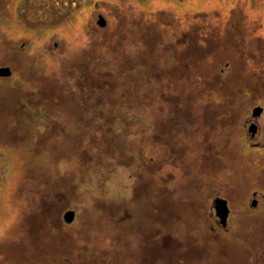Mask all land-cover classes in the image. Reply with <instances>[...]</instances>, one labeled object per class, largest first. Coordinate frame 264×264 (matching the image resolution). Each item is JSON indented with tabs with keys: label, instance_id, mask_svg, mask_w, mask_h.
Instances as JSON below:
<instances>
[{
	"label": "rangeland",
	"instance_id": "1",
	"mask_svg": "<svg viewBox=\"0 0 264 264\" xmlns=\"http://www.w3.org/2000/svg\"><path fill=\"white\" fill-rule=\"evenodd\" d=\"M122 1L126 4L124 0ZM64 3L65 2H63V0H0V65L9 64L13 73H22L25 71L28 75H22V78L25 81L28 83L31 82L33 84H39L37 90L35 91L37 94L39 93L42 98L34 99L35 96H31L33 99L26 98L25 100L29 101L26 104H32L33 107L46 105L49 106L47 111H55L52 113L43 112L39 114L40 116L44 115L47 118L52 114L60 113V110L62 109L71 113L74 112V107L70 106V104L66 102L67 98L61 99V101L56 103L53 101V99L47 100L49 97L46 98L45 96H54L58 93L61 94L66 92H68L67 96H71V94L74 95V93H72V86L77 84V86L81 88L79 90L83 96L86 94H91V97H89V110H92V112L82 113L79 117L80 123L83 125H88L91 123L94 126L95 123H97L99 126L95 127V129H98L100 128V125L107 124L96 119L98 113H100L102 110L105 111L110 107L106 104H102V101L105 100L106 103V101L110 100L112 102V99H109V97L105 96L106 94L103 95V99H101V90H92V85L94 87L95 83H99V81H96V79H91V81L88 80V82L82 77L79 78L81 75L79 72L76 73V71L81 70L80 60L76 58L69 60V62L68 60H49L48 57H50V55H47L46 53V48L48 49V47L45 48L43 46L45 39H38L36 36L38 31H42V26L44 25H55L54 27H50L47 30V33L50 36L48 37L47 35V37L51 39L52 43H60V37L65 36L68 39L70 36L67 33H72L74 39L79 42L78 44L86 45V43L89 41L87 42L85 39L88 37L91 39L90 36L95 37L96 35H99V51L102 50V52H105L109 49V44L111 43L110 26L115 25V20H118V17L124 13L120 12V8L117 9L115 7V5L119 7L121 2L118 3L117 0H100V11L106 18L108 25L106 24L105 26H101L96 21V23H92L90 26L91 21L88 20L87 22H82L84 30H81V28L79 29V21L83 20L84 16H81L82 19L79 18L78 21L77 16L73 17V14L70 13L71 5H65ZM127 3L131 9L129 10L127 18L124 19V22L118 29H116L115 33L119 32L120 29L123 32L127 29L129 30V34H133L132 32L135 33V30L133 28L130 30V27L128 26L132 25L136 18L150 20L152 17H154L153 20L151 19L150 23H145L140 26L142 33L139 35V37H147L149 39H154L153 36H148L153 35V30H161L158 26H156V22L157 18L159 19L163 15L168 16L178 13H183L185 15L181 20L182 23L179 24L180 27L177 26L179 28L178 32L180 34L183 32V29L185 30V28H187V31L191 30V21L193 19L192 14H201L203 18L200 21L205 25L201 23L200 27H198L197 33L202 35L200 37V41L203 40L201 42L205 46L203 47V51H197L200 55V59L198 58V60L195 58V51L187 50L181 52L180 50H177V54H181V60H188L190 62L188 66L189 70L192 71L188 76L187 73L185 74L184 65H179L182 69L181 73H179L181 69L174 72L177 65H172L171 71L174 74L171 76V78H176L177 80L180 78L183 79V82H187L189 87L186 89L194 90V79L199 77L198 79L206 78L208 81H212L213 77L216 78L215 75L216 72H218V77H220L219 79H222L223 82H227L230 88H232L234 85H236L234 87L240 86L237 88L239 97H237L238 99L236 100V103H234V107H217L210 105V107H205V109L211 108L208 111V117L207 115L204 116L203 111L200 109V105L198 106V99L193 100V103L190 105H185L183 109L182 106L177 105V103L176 106H171L172 102H176L178 99L177 89L172 86L164 88V96L159 95V97H157L160 102L162 100L161 104H163V102L164 104L162 106L161 104L160 106H157L156 111L160 113L162 112L164 117L165 112H169L171 109H174L173 111L181 110V112L184 114V118L187 121L192 122L193 118L196 117L200 121V125L211 123L210 132L207 131V133H211V135L208 134L211 139H218L221 142L222 139H226V134L229 133L233 136L232 139L229 136L228 142L224 140L226 146H228L227 150L230 153V157H227L222 165H218L222 169L218 167H212V169H209L207 160L205 158V150L199 151L198 153L200 155L202 154L200 158L201 160H199L201 169L190 167L193 165L191 163L189 164V162L185 163V160L184 165L188 166L189 169L185 168L184 172H179L176 174V177L172 179L173 184L171 183L170 187L161 188V195H163V198H166L164 197L165 192L172 197L174 196V198L177 199L178 202L180 201L182 203L181 205L183 206L184 200L189 197V193L192 192L195 187L198 189H206L205 191L207 192L203 191V195L200 197V200L202 199V201L211 200L210 197L215 192H220L221 195L235 192V195H239L241 191H245L250 188H255L256 190L259 189L262 191V194H264V145L262 147L253 146V144L258 141H260V143L262 142L260 138H262L264 141V135L260 136V132H258L257 136L249 139V137H247L249 136V132L245 126V120L248 118L252 119V114L250 112L246 113L249 109H252V106L259 104L264 108V0H127ZM144 11L146 15L142 16ZM113 12L114 14L119 15L116 19L114 18L115 20H113ZM205 15H207V17H205ZM94 18L96 19V14L94 15ZM19 20L21 22H19ZM22 24L34 26L35 31L24 28ZM191 35L194 37L196 33L192 32L189 35V38H187L188 42H193V40H191L193 39ZM44 36L46 37V35ZM83 41L86 42L83 44ZM22 42H26V44H28L27 42H30L28 45L29 49L36 52L37 54H40V60H26V62L25 60H15L19 59L22 55H28L30 53L27 46L22 47ZM165 43H163V45ZM156 45H159V47L155 53L157 52V54H163L165 51V53L167 52V55L168 53L171 55L172 59L170 60H176L175 52L167 50L166 47L161 44ZM144 47L147 48L148 46L144 45ZM52 48L54 49L53 45ZM87 50L88 49L84 47V51L86 52ZM147 51L148 50H144L145 54ZM56 52H59V50H56ZM140 52L142 53L143 50L140 49ZM82 55L84 54H81L80 51L76 57L81 58ZM62 56L65 57V54ZM110 56H112L111 52ZM52 57L56 58L55 56ZM105 60L108 61V57L105 58ZM191 63H193L194 66ZM143 65L144 63H142L141 60L138 62V64L133 60H131L129 63V66L141 68V71L142 68H145ZM118 67L119 66H117L115 70H117ZM44 73H46V77H44ZM38 75L43 76L44 80L41 79V82L40 80L37 81L36 76ZM122 76L126 77L127 73L123 71ZM15 77L16 74L6 78L7 80L12 81V79ZM142 77L144 78V73L142 74ZM251 77H253L255 81H251ZM45 79L49 81L50 86H52V83H54L55 85L58 84V87L62 86V89H57L54 85L53 87H49L47 82L45 84ZM10 81L9 83L6 82L5 84L7 87L9 86L12 88ZM41 83H43V86L41 85L40 88ZM146 84L147 82L145 81V86H147ZM28 87L29 86L25 85L26 91H28ZM242 88L243 90H241ZM29 92H33V89H30ZM81 94H78V99L80 98ZM151 94L154 95L155 92H152ZM0 97L3 100L2 107L0 108V118L6 117L3 123H0V264H30L27 263L28 261L31 263L33 262L34 264H84V260L80 255L79 249H75V246L71 248L69 247L67 250H65L66 253L62 255V258L58 256L61 248H58V245L60 246V239L56 238V230L55 232L49 230L53 232L51 236L56 238V241L52 242L51 245L48 244V236H50V234L47 233L48 238L45 234H43L45 231L43 228L45 226L42 221H40V215L36 210L37 206L41 203L39 200H42L45 195L43 190L48 191V189H46V184L43 183L44 178H42V175L46 173V170L48 172H51L52 170L58 172L57 174L51 172L53 175L52 178L50 177L51 179L49 178L52 183L57 181L56 178H58V181L56 182L57 189L56 186H51V192H49L46 197L61 193V201L63 202L64 206L67 205V207L61 213L62 218L66 210L74 208L77 212L75 217L76 219L74 220L75 222L73 221L74 223L72 222L73 224H70H72L73 227H77L78 231H80L81 224L84 225L85 223L88 226H92L90 228V233L88 234L89 236L85 239L86 249L90 247L86 250L87 255H89V252L95 251L96 249L100 250L104 248L108 242L110 243L111 240H109V236L111 234H115L116 232L111 231L109 236H107V234L112 229V227H114V224L118 225L117 220L113 219L112 222V216L113 218L117 217V213V218H120V220L125 218L120 216L121 213H118V211L116 212L114 210L113 212L110 211L111 216L105 217L104 219L96 222V218L99 216L97 213L98 209L96 207L99 206L103 208V206L107 204L108 207H110V209L112 208L113 210L115 207V201L129 203L132 192L130 191V187L122 186L121 189H115V185L113 183L107 185L106 187H101L100 185L98 186L94 176L88 180L86 177H89V175L86 176V171H84L81 183L79 182L80 184L78 187L74 189L72 182L76 181L77 179V174L74 172L77 170L80 171L79 166L82 162H92L97 152L95 151L94 153L91 151L87 142L85 144L81 142V148L83 150L82 153H80V157L79 155L78 158L77 155L73 158L70 157V160L67 162L69 166L65 169H62L61 167L64 168L67 159H64V157L60 160V166L58 167L57 164L54 163L53 168L46 163L48 162L49 156H47L45 152H40L39 155L36 152H33V149H36L34 146L37 143L36 138L39 137L33 136L34 133H36L35 129L29 128V130H27L28 124L22 128L19 123L10 118L12 117V114L13 117L15 114L13 113L12 107H10L11 102H15V105L20 104L21 102L18 100L16 91L10 92L3 86V88L0 89ZM85 98H87V96ZM186 98L188 97H183L182 101L187 100ZM215 98L216 99H214V102L223 103L219 97ZM207 99H209L207 98V95H204L201 102H207ZM31 100L32 103H30ZM165 102H170L171 104L166 105ZM6 107L9 108L8 111H6ZM124 108L127 110H124ZM148 108L149 106L145 107L142 105H137L136 107L121 105V107H110V111H112V113L115 112L114 114L117 116L116 118L121 120L118 122L119 124H126L124 119V115H126V117L130 120V124H127L128 127L133 125L136 127L135 130L140 133L142 131V127L144 128L147 126L146 122L141 119L143 118L141 117L143 113L140 112V110L145 111ZM232 109L236 110V112ZM93 110L99 111L94 112ZM228 111L231 112L229 116L227 115ZM20 112L24 115L27 114L30 118V122L34 123L36 121V118L32 115L33 113H25L23 111ZM2 115H4V117ZM138 119H141V121ZM230 119L236 124L234 125L233 123L231 127H228L227 125L225 129L222 130V134L217 135V131H219L217 127L219 129L223 127L221 126L223 120L225 122L229 121L232 124ZM115 123L116 121L112 120V124ZM156 126V128L160 131H163L165 127H168L164 121L156 123ZM212 127L217 129L214 134L212 132ZM129 128L131 129V127ZM55 130L61 132L63 129L55 125L54 132H56ZM148 130L153 131L151 127ZM199 131L200 130H198V135ZM196 132L197 131H193L191 127L187 128L186 132L184 131L185 137L191 138L192 141H194L193 139L195 138L197 142L205 143L206 139H204V137L199 139L197 137L198 135L195 136ZM40 134L42 133L40 132ZM172 135L175 136L176 134L172 133ZM159 137L160 136H158V139ZM70 140L75 142V136H70ZM159 142L162 144L160 139ZM174 145V148L177 149L178 144L175 143ZM193 146H195V144H192L191 154H194V150H196ZM209 146H213L212 142ZM73 147L74 143L70 142L65 145L64 151L61 153L72 155L71 148ZM135 149H137V147L134 143V151ZM178 150H180V148H178ZM196 151H198V149ZM231 153L233 154V157H231ZM134 154L136 155L137 153ZM208 154H210L209 157L213 159V151H209ZM178 156H185L187 158L191 157L190 154H183L180 151L178 152ZM23 158L26 159L27 162H24ZM104 158L106 164H108L107 168H111L112 164L115 162L118 165V158H114L113 163L110 157L104 156ZM40 164L43 165L39 170L40 176L37 177L38 172L35 174V171ZM224 167H226L225 172L227 174L223 172ZM181 168L182 167L179 169L181 170ZM193 174L195 175L193 176ZM220 174L223 175L222 178L219 177ZM177 177L179 179H177ZM213 177L220 181L219 184L215 183L208 186L209 183L207 179L212 180ZM223 178L225 180L224 182H226L225 185L222 183ZM53 185L55 184L53 183ZM150 187L152 188L153 186L151 185ZM76 193L80 195L77 196L75 195ZM248 195L250 194L248 193L247 196ZM143 197L144 199H147V203L150 204L154 195L144 194V196L142 195V198ZM192 198L193 200L195 199V194L192 196ZM164 199L163 201H165ZM65 200L67 202H64ZM69 205L72 206L68 207ZM148 206L152 207L153 205ZM237 209H239V207H237ZM150 211L151 213L158 214L156 210L154 211L151 209ZM47 215L48 218H50V214ZM139 215L141 216L142 214ZM45 218L46 217H43V219ZM263 218L264 216L262 217L261 225L257 228L256 233L259 235L258 237L260 240L264 243ZM241 219L242 218L240 215L235 214L233 222L231 223L232 227H236V229L239 228L238 231H240L242 224L240 223ZM182 221L183 219L181 218L179 222ZM185 222L194 226L190 220H185ZM256 222L257 221H253L252 224L254 225ZM99 223H105L103 225L104 233L101 231L102 225ZM175 224V228L167 227V230H164L166 232H170L171 229L174 230L172 232L175 237L168 239V243L163 244L160 242V245H158L159 243L156 239V236H145L143 263L142 261H139L137 264H238L235 261L230 260V257L224 254L232 253L229 248H220L222 251H210V247H208L207 243L202 239H198L197 237H194L192 240H187L188 238L186 237V241H184L185 235H182L183 233H181L182 231L180 230L177 221ZM187 224L186 226H188ZM125 225L120 223L118 226L125 227ZM36 227L41 228L38 230V233L34 232ZM198 227H200V224H198ZM202 227L207 226L203 225ZM202 230L205 231L204 229ZM184 231H186V229ZM79 237L81 236L78 234L73 238L78 239ZM129 237H131L130 240L132 241L133 246H130L126 240L113 242L112 245L114 252L111 251V255L112 257L114 256L115 259L106 258L103 261V264H127L125 261L126 258L117 254L134 246L140 249L139 242H141V237L136 232L130 233ZM175 239H177V244L174 241ZM82 240L83 239H78L77 243L80 242L79 244H82ZM94 242H97L95 247L90 245ZM230 244L231 243L228 242V245ZM39 247L42 249V252L44 251V256L42 255L43 258L38 256ZM47 247H49L48 250ZM161 247L163 249L162 251H160ZM118 248H120V251ZM66 254L70 255L66 256ZM240 254V259H244V256L247 255L244 252ZM128 256V264H134L135 261L132 260L135 258V255H133V252H130ZM62 259H64V262L61 261ZM94 260L95 262H98V252H95L93 255V261Z\"/></svg>",
	"mask_w": 264,
	"mask_h": 264
},
{
	"label": "trees",
	"instance_id": "2",
	"mask_svg": "<svg viewBox=\"0 0 264 264\" xmlns=\"http://www.w3.org/2000/svg\"><path fill=\"white\" fill-rule=\"evenodd\" d=\"M118 3H120V6L115 7L117 9H121V13H124L123 15H118V14H113V20H115L118 17V20H115V27L110 29L111 35H110V40L111 43L109 44V49L106 50L105 52H102L100 50L97 54V59L96 60H80V65H81V70L76 71V73L79 72L81 75L79 78H83L85 80L91 81V79H96V81H99V83H95L94 87L92 85V90L93 91H98L101 90V99H103V95L109 97V99H112V102L102 101V104H106L110 107L115 108L116 107H121V105H129L130 107H136L137 105H142V106H149L147 110H140V112L143 113L141 117L142 120H144L147 124L144 128L142 127V131L138 133L135 129V126H129L131 129L128 127L127 124H130V120L124 115L125 123L126 124H119L121 120L117 119L116 115L110 111V107L107 110H102L100 113H98L96 119L101 122H105L107 124H102L100 125V128L95 129V127L99 126L97 123H95V126L93 124H88V125H83L80 123L79 117L81 116L82 113H91L92 110L90 109L89 105V97H91V94H86L82 95L81 91L79 89V86L77 84H74L72 87V93L71 96H67L68 92L66 93H61V94H56L54 96H45L46 98L49 97L47 100H52L54 102H58L61 99L67 98V101L70 106L74 107V112H68L64 109L60 110V113L57 114H52L48 118L45 117L44 115L36 116V121L34 124H40V123H45V126L37 129L36 131L38 133H34V137L39 136L36 138L37 143L34 145L36 149H33V152H36L38 155L40 152H45L48 158L47 164L52 166L54 168V163L57 164V166H60V160L62 158L66 159V163L64 165V168L61 167L62 169L67 168L69 165L67 162L70 160V157H75L78 155L80 157V153H82V144H85L86 142L88 143L89 148L91 151L96 153L95 158H93L92 162L84 161L80 164V171H75L74 173L77 174V179L76 181H73V187L74 189L78 187V185L81 183V180L83 178V172L86 171V176L89 175V177H86L88 180L93 176L96 182L98 183V186L100 185L101 187H106L107 185L114 184L115 189H121L122 186H129L131 192V197L129 203L125 202H114V208L110 209L107 204L103 206V208L97 206L96 208L98 209V218H96V222L104 219L105 217L111 216L110 211L113 212L114 210L118 213H121L120 216H122L124 219L120 220L118 217V214L116 213L117 217L113 218L112 216V222L113 219L118 221V225L121 224H127L124 226H118L114 224V227L109 231L107 236L111 234V231L116 232L115 234H111L109 237L110 243L108 242L107 245H105L104 248L100 250H95L92 252H89V255H87V248L86 249V237H88L90 233V228L92 226H88L84 223L81 224L80 231H78L77 227H73V222L72 224L67 223L64 221V218H62V211L67 207L64 206L63 202L61 201V193L56 194V195H50L49 197H46V195L51 192V186H56V182L58 181V178H56L57 181H54L53 183L50 181L52 178V173L57 174L58 172L52 170L51 172H48L46 170V173L42 175L43 183L46 184L48 191L43 190L45 193L44 197L42 200H39L41 203L37 206V213L40 215V221L44 224V233L47 237V233L50 234L47 238L49 239L48 244L51 245L52 242L56 241L57 239H60L58 248H61L59 257L62 258V255H64L69 247H74L75 249L78 248L80 255L82 259L84 260V264H103V261L106 258H114L112 257L111 251L114 252L113 250V242L116 241H124L126 240L130 246H133L132 241L130 240L131 237H129L130 233L136 232L139 234L141 237V242H139V247H131L130 249L126 251L119 252L117 255H121L124 258H126L127 264L129 263V256L128 254L130 252H133V255H135V258H133L132 261H135L134 264H137L139 261H142L143 263V249L145 248V236L148 235H153L156 236V239L158 241V245H160V242L168 243V239L174 238L175 235H173L174 230H170V232H166L164 230H167V227L170 228H175L176 224H171L168 220V214L173 217L174 222L182 226V222H179V220L182 218L181 211L182 209L179 206L180 201L178 202L177 199L172 197L169 194H166L164 192V198H161V188L162 187H170L171 183L173 184V180L176 177V174H178L180 171L179 167H183L182 172H184L185 168L189 169L188 166L184 165V161L186 159L191 160L195 164L196 169H201L199 165V160H201V155L198 153L199 151L205 150V158L207 160V165L209 169H212V167H219L218 165H222L223 162L227 159V157H230V153L227 150L228 146H226L225 141H229V136L232 139V135L229 133L226 134V139H222L220 142L218 139H211L208 134L211 135L210 129H211V123L209 124H204L200 125V121L194 117L192 122L187 121L184 118V114L178 110L173 111L174 109H171L169 112H165V117L162 114V112L156 111L157 106H160L162 103L157 99L159 95L164 96L163 92H165L164 88L166 87H174L177 89L178 93V99L176 102H172L171 106H176L181 105L182 109L184 108L185 105L187 104H192L193 100L198 99L200 105V109L203 111L204 116L207 115L208 117V111L209 109H205V107H210L211 106H217V107H223V106H231L234 107V103H236V100L238 99L237 97L239 92L238 89L239 87H234L230 88L228 86L227 82H223L222 79H219V73L216 72V75L213 80L208 81V79H194L195 85H194V90L192 89H186L189 88L187 82L184 83L183 79H176V78H171V76L174 74L171 71V66L172 65H177L175 67L174 72L179 71L181 69V66L184 65V71L185 74L187 73L188 76L191 74L190 72L192 70H189L188 64L190 63L188 60H181V54H177V50L182 51H187V50H192L195 51V58H199V53L197 52L198 50L203 51V47L205 46L201 41L198 31V27H200L203 16L201 14H192V24H191V30L187 31V28L185 30L183 29V32L179 34L178 32V27H180L179 24L182 23L183 16H185L183 13L181 14H175V15H163L161 18H157L156 26H158L161 30H153V35H148V36H153L154 39H149L147 37H139V35L142 33L140 26L143 24H148L151 22V19L153 20L154 17H152L150 20L146 19H140L136 18L135 21L132 23V25L128 26L130 27V30L133 28L135 30V33L132 32L133 34H129V30H125L124 32L120 31L116 32V29H118L121 24L124 22V19L127 18V15L129 13V10L131 9L128 4H125L122 0H117ZM130 7V8H129ZM146 7V6H144ZM126 8V10H125ZM112 11V10H111ZM124 11V12H123ZM146 15L145 11L143 12L142 16ZM207 17V15H205ZM115 18V19H114ZM187 25V24H185ZM205 25V24H204ZM117 26V28H116ZM178 26V27H177ZM166 28V29H165ZM182 29V28H180ZM194 32L196 35L193 37V42H188L189 35ZM113 34V35H112ZM179 34V35H178ZM198 34V35H197ZM195 40V41H194ZM166 42V43H165ZM163 43H165L163 45ZM156 44H161L164 47H166L167 50H171L175 52L176 60L172 61L170 59L171 55L165 51L163 54H157L155 53L159 45L157 46ZM144 45H147L148 47L145 48ZM160 45V46H161ZM140 49L143 50V52H140ZM139 50V52H138ZM144 50H148L145 54ZM110 52L112 53V56H110ZM108 57V61L105 60V58ZM152 58V60H151ZM200 59V58H199ZM198 59V60H199ZM116 60V61H114ZM133 60L134 62H138L141 60L142 63H144L141 71V68L134 67V66H129L130 61ZM69 62V60H68ZM116 62V66H115ZM128 64V66H127ZM193 66L194 64L191 63ZM118 67L117 70L116 67ZM123 71L127 73V76L124 77ZM182 69L179 71L181 73ZM194 71V70H193ZM144 73V78L142 77V74ZM117 74V75H116ZM251 81H255L253 77L250 78ZM144 80V81H143ZM88 81V82H89ZM145 81L147 82V86H145ZM0 89L2 88V84L8 91H16L17 87L12 85V88L9 86H6V82L9 83V81L4 78L0 77ZM93 82V81H92ZM256 83V82H255ZM69 84V83H68ZM58 86V84L52 83L53 87ZM256 85V84H255ZM62 89V86L59 87ZM244 88V87H243ZM243 88L241 90H243ZM245 89V88H244ZM61 92V91H60ZM80 98L78 99V94L79 93ZM155 92L154 95L151 93ZM92 93V92H90ZM204 95H207V102H201ZM87 96V98H85ZM44 97V96H43ZM183 97H188L186 98L187 100L182 101ZM215 97H219L223 103H217L214 102ZM230 97V98H229ZM27 98L26 95L24 96H18V100H25ZM155 98V99H154ZM17 99V97H16ZM46 100V99H45ZM57 100V101H55ZM93 100V99H92ZM2 98L0 97V108L2 107ZM182 101V102H181ZM187 101V102H186ZM23 102V101H21ZM186 102V103H185ZM15 102H11V106L13 114L12 117H10L12 120L14 119L19 125L24 128L26 124H28L30 121L29 116L26 114H22L19 109V106L14 104ZM27 103V102H26ZM15 108H14V105ZM164 104V102H163ZM161 104V106L163 105ZM166 105H170V102H165ZM183 104V105H182ZM9 107V106H7ZM6 107V111L9 110V108ZM99 108V107H97ZM205 109V110H204ZM15 110V112H14ZM88 110V111H87ZM124 110H127L124 108ZM234 110V109H232ZM94 112H98L99 110H93ZM236 112V110H234ZM20 113V114H19ZM231 112H227V115L229 116ZM93 115V113H92ZM121 115V113H120ZM4 117V115H2ZM94 116V115H93ZM92 116V117H93ZM203 117V116H202ZM6 117L0 118V123H3ZM228 118V117H226ZM141 119H138L141 121ZM185 119V121H184ZM39 120V121H38ZM112 120H115L116 123L112 124ZM11 121V120H10ZM24 121V122H23ZM38 121V123H37ZM124 121V120H123ZM164 121L168 127L160 131L156 127V123ZM231 121V119H230ZM232 124L228 121L225 122L223 120V123L221 126L222 128L217 129L220 131H217L215 127H212V132L213 134L215 131L218 132L217 135L222 134V130L225 129V127L228 125V127H231L233 125V121H231ZM188 123V124H186ZM6 124V123H5ZM236 123H234L235 125ZM57 125L58 127H61L63 130L60 132L56 131V134L58 135H49L47 131L54 132V126ZM152 128L153 131H149V128ZM193 131H197L195 136L198 135V130L199 135L197 136L199 139L203 138L206 139L205 143H199L193 139L192 141L191 138L185 137V133L187 128H190ZM31 128V125L28 124V129ZM46 128V130H45ZM134 128V129H132ZM173 130V132H172ZM207 131H209L207 133ZM40 132L42 134H40ZM172 133H175L176 135L173 136ZM40 134V135H39ZM81 135V136H80ZM30 136V133H29ZM70 136H75V142H72L70 140ZM158 136L159 139H158ZM67 137V138H66ZM61 138V139H60ZM60 140V144H59ZM85 140V141H84ZM225 140V141H224ZM224 141V142H223ZM54 142V143H51ZM74 143V147L71 148L72 155H67V154H62L61 152L64 151V147L68 143ZM212 142L213 146L210 147V143ZM134 143L137 147L134 151ZM178 144V148H174V144ZM192 144H195L193 146L196 150H194V154H191V149H192ZM133 145V146H132ZM209 146V147H208ZM208 147V148H207ZM33 148V147H32ZM79 148V149H78ZM78 149V151H77ZM181 152L183 154H190L191 157H185V156H178V152ZM209 151H213V159L209 157L210 154ZM32 152V151H31ZM134 153H137L136 155ZM208 154V155H207ZM69 156V157H68ZM104 156H108L111 158L112 163L114 162V158H118V165L115 162L112 164L111 168H107L108 164L105 162ZM231 157H233V154L231 153ZM89 158V157H87ZM109 158V160H110ZM184 158V159H183ZM24 162H27L26 159L23 158ZM232 161V160H231ZM29 163V162H28ZM43 164H40L37 170L35 171V174L38 172L37 177L40 176V167ZM226 167H224L225 172ZM157 170V171H156ZM59 171V170H58ZM118 172V173H117ZM155 172V173H154ZM51 173V174H50ZM81 173V175H80ZM207 173V172H204ZM225 174H227L225 172ZM30 175V174H29ZM28 175V176H29ZM182 176V175H181ZM51 177V178H50ZM179 177V176H178ZM177 177V179H179ZM220 178L223 177V175H219ZM50 178V179H49ZM55 180V179H54ZM223 184L225 185L226 182ZM221 180V181H222ZM208 181V186L212 184H219V180L215 179H207ZM80 182V183H79ZM141 183V184H140ZM52 184V185H51ZM153 186L152 188L150 186ZM194 185V184H193ZM207 186V185H206ZM195 187V185H194ZM226 188V187H225ZM57 189V186H56ZM160 189V190H159ZM204 190V189H203ZM206 190V189H205ZM204 190V191H205ZM208 190V189H207ZM155 191V192H154ZM207 192V191H205ZM154 195L151 199V203L148 204V200L142 198V195L144 194H149V195ZM195 193L190 192L189 197L184 200L185 204H188L189 201L193 202L192 195ZM75 195L79 196L80 194L76 193ZM158 195V196H157ZM203 195V194H202ZM149 197V196H148ZM147 197V198H148ZM197 197L195 196V199ZM165 200L162 202V200ZM202 201V199H201ZM64 202H67L66 200ZM111 203V202H110ZM130 204V205H128ZM110 205V204H109ZM148 205H153L152 207H149ZM72 205H69L68 207H71ZM183 206H185L183 204ZM108 208V209H107ZM74 209V208H73ZM156 210L158 214L156 213H151L150 210ZM75 210V209H74ZM148 210V211H146ZM76 211V210H75ZM50 214V218H48V215ZM77 214V212H76ZM139 214H142L141 216ZM46 217L43 219V217ZM180 217V218H179ZM187 220H190V217L187 218ZM120 221V222H119ZM42 224V225H43ZM102 225V232L103 231V225L102 223H99ZM167 224V225H166ZM189 227V224H187ZM37 226V225H36ZM117 226V227H116ZM163 227V228H162ZM41 228L36 227L34 230L35 233H38V230ZM53 232H57L56 238H53L51 234ZM133 231V232H132ZM179 232V231H178ZM81 236L78 239H83L82 244H79L80 242L77 243V238L75 235ZM166 240V241H165ZM175 243L177 244V239L174 240ZM32 242V241H31ZM46 244L47 246H49ZM97 242L91 243L90 245L95 247ZM32 245V244H31ZM129 246V247H130ZM49 247H47V250ZM120 251V248H118ZM132 250V251H131ZM95 252H98L99 260L98 262L93 261V255ZM43 253L42 249L40 247L38 248V256H41L43 258ZM43 255V256H42ZM70 255V254H68ZM66 254V256H68ZM137 255V256H136ZM117 257V256H115ZM91 260V262H90ZM61 261L64 262V259ZM77 261V259H76ZM130 261V262H132ZM27 263L34 264L33 262L31 263L28 261ZM141 263V264H142Z\"/></svg>",
	"mask_w": 264,
	"mask_h": 264
},
{
	"label": "flooded vegetation",
	"instance_id": "3",
	"mask_svg": "<svg viewBox=\"0 0 264 264\" xmlns=\"http://www.w3.org/2000/svg\"><path fill=\"white\" fill-rule=\"evenodd\" d=\"M99 1L100 0H65V1L63 0V2H65L64 3L65 5H71L70 13L73 14L72 15L73 17L77 16L78 21H79V18L82 19L81 16H84L83 20L79 21L80 22L79 29L81 28V30H84V27L82 26L83 24L82 22L84 21L87 22L88 20H90L91 21L90 26L92 25V23H96V21L97 23H99L100 15H102L100 11V7H99V4H100ZM124 1L126 2V4H128L127 0H124ZM95 14H96V19L94 18ZM19 22L21 21L19 20ZM25 25L22 24V26H24V28L26 29L28 28L29 30H32V31L35 29V27L32 25H26V26ZM54 26L55 25H49V26L44 25L42 26L41 32L36 31L37 32L36 38L42 39V40L45 39L43 46L45 48L48 47L49 49L48 50L46 48L47 55H50V57H48L49 60H53V59L54 60H73L75 58L78 60H96L97 59V54L99 52L98 44L100 41L99 35L95 36L94 34L95 37L90 36L91 39H89L88 37L85 40L89 42L86 43L85 45L84 43L86 41H83L82 43L84 45H81V44H78L79 42L76 39H74V36L72 33H67L68 30L66 29L67 30L66 33L70 36V38L67 39L65 36H62L60 37V43L58 42L52 43L51 39L48 38L50 36L47 33V30L50 27L52 28ZM113 27H115V25L110 26L111 31ZM50 31H53V30H50ZM44 35H46V37ZM27 43L28 44H26V42H22L21 44L22 47H26V46L28 47L30 42H27ZM52 45L54 46V49L52 48ZM84 47L88 49L86 52L84 51ZM56 50H59V52H56ZM29 51L30 53L28 55H22L19 59H15V58L14 59L15 60H25V62L26 60H31V61L40 60V57H41L40 54H37L31 49H29ZM80 51H81V54H84V55H82L81 58L76 57V55ZM63 54H65V57L62 56ZM52 56H55L56 58H53ZM2 66L10 67L9 64L8 65L1 64L0 67ZM15 74H16V77L13 78L12 81L10 80L8 81H10L11 85H14L17 87L16 93L19 97L26 95L27 98L29 99H33L34 96H35L34 99L42 98V96H40L39 93L37 94V92L35 91L37 90L39 84H33L31 82L28 83L22 78L23 74L28 76L25 71H23L22 73L21 72L13 73L12 71L10 75L0 76V77L6 78V77H11L12 75H15ZM43 75L44 77H46L45 76L46 73H44ZM36 77H37L36 80L37 81L40 80V82H41V79L44 78L41 75H38ZM46 82L48 83V86H50L49 81L45 79V84ZM25 85L29 86L28 91L25 90ZM41 85L43 86V83L40 84V88H41ZM3 86L4 85H2V88ZM58 88L59 87L57 86V89ZM30 89H33V92H29ZM31 96L33 97L31 98ZM21 101L23 102H20V104H17V105H20L19 109L25 113L26 112L33 113L32 115L34 117H36L37 115L39 116V114L43 112H46V113L55 112V111H52V112L47 111L49 109V106H46V105H41L40 107H33L32 104H26V102H29V101H26V100H21ZM30 103H32V100L30 101ZM251 108L252 109L251 110L249 109L247 112L244 111L246 113L250 112L252 114L251 115L252 119L248 118L245 120V126L249 132L248 133L249 136L247 137H249V139L257 136L258 132H260V136L264 135V108L262 107V105H259V104L254 105ZM255 108H261V110L255 113ZM28 124L31 125V128H34L35 131L45 126V123L34 124L33 122H29ZM252 125H254L253 129H251ZM36 133L38 132L36 131ZM47 133L52 136L56 134V132H53V131L51 132L47 131ZM260 140L262 141L261 143L260 141H258L255 144H253V146L262 147L264 145V141L262 140V138H260ZM51 143H54V142H51ZM59 144H60V140H59ZM187 162L193 165L190 167H193V168L195 167V164L191 160L186 159L185 163ZM182 169L183 167L180 170L181 172H182ZM194 175L195 174H193V176ZM203 191H204L203 189H198L197 187H195V189L192 192L195 193V196L197 198L194 199L193 202L189 201L188 204L184 203L185 206H182L181 205L182 203H179V206L182 209L181 214H182V219H183L182 226H180V230L182 231L181 233H183L182 235H185L184 241H186V237L188 238L187 240H192L194 237H197L198 239H202L207 243L208 247H210L209 249L210 251H217V250L222 251V249L220 248H224V247L226 249L229 248L232 251V253L231 254L224 253V254L229 256L230 260H233L238 264L239 263L240 264H264V243L260 240V238L258 237L259 235L256 233L257 228L261 225L262 217L264 216V194H262V191L259 189L256 190L255 188H250L245 191H241L239 195H235L236 194L235 192L231 194H225V195H221L220 192H215L210 197L211 200L201 201L200 197ZM248 193L250 195L247 196ZM161 197L163 198V195H161ZM217 197L224 198L227 200L229 210L225 218L219 215L216 209L215 199ZM237 207H239V209H237ZM235 214L240 215V217L242 218L240 221V223H242L240 227V231H238L239 228L236 229V227L234 228L231 226V223L233 222ZM188 217H190V221L194 224V226L191 224H189V227L186 226L187 223L185 222V220H187ZM168 220L172 224L173 223L175 224L174 219L173 217H171L170 214H168ZM253 221H257V222L253 225L252 224ZM198 224H200V227H198ZM195 225H196V232H195ZM203 225L207 227H202ZM185 229L186 231H184ZM202 229H204L205 231H203ZM228 242H230L231 244L228 245ZM162 250L163 249L161 247L160 251ZM242 252L247 254L246 256H244V259H240V256H241L240 253Z\"/></svg>",
	"mask_w": 264,
	"mask_h": 264
},
{
	"label": "water",
	"instance_id": "4",
	"mask_svg": "<svg viewBox=\"0 0 264 264\" xmlns=\"http://www.w3.org/2000/svg\"><path fill=\"white\" fill-rule=\"evenodd\" d=\"M99 24L101 26H105L107 24L106 18L103 15H100V19H99ZM12 73V70L10 67L8 66H2L0 67V76H7L10 75ZM261 110V108H255V113L259 112ZM253 126H251V129H253ZM216 202V209L219 213V215H221L223 218H225L228 214V204H227V200L224 198H217L215 199ZM76 217V212L74 209H68L64 212L63 218L64 221L67 223H71L74 221Z\"/></svg>",
	"mask_w": 264,
	"mask_h": 264
},
{
	"label": "bare ground",
	"instance_id": "5",
	"mask_svg": "<svg viewBox=\"0 0 264 264\" xmlns=\"http://www.w3.org/2000/svg\"><path fill=\"white\" fill-rule=\"evenodd\" d=\"M217 198H219V197H217ZM217 198H216V199H217ZM75 212H76V211H75ZM75 219H76V218H75ZM75 219H74V220H75ZM71 223H72V222H71Z\"/></svg>",
	"mask_w": 264,
	"mask_h": 264
}]
</instances>
